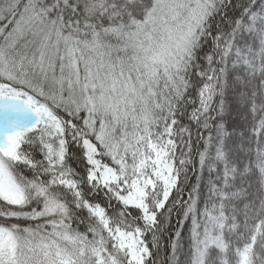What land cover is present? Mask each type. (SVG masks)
Masks as SVG:
<instances>
[{
	"label": "snow or ice",
	"instance_id": "1",
	"mask_svg": "<svg viewBox=\"0 0 264 264\" xmlns=\"http://www.w3.org/2000/svg\"><path fill=\"white\" fill-rule=\"evenodd\" d=\"M0 264H264V0H0Z\"/></svg>",
	"mask_w": 264,
	"mask_h": 264
}]
</instances>
